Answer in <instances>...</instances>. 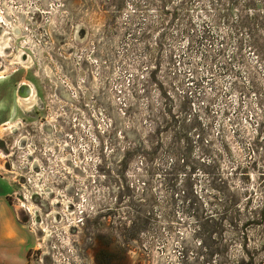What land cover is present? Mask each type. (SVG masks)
I'll return each mask as SVG.
<instances>
[{"label": "rangeland", "instance_id": "1", "mask_svg": "<svg viewBox=\"0 0 264 264\" xmlns=\"http://www.w3.org/2000/svg\"><path fill=\"white\" fill-rule=\"evenodd\" d=\"M0 36L28 264H264V0H0Z\"/></svg>", "mask_w": 264, "mask_h": 264}, {"label": "crops", "instance_id": "2", "mask_svg": "<svg viewBox=\"0 0 264 264\" xmlns=\"http://www.w3.org/2000/svg\"><path fill=\"white\" fill-rule=\"evenodd\" d=\"M7 182V185H0V264H28L33 240L11 203L12 182Z\"/></svg>", "mask_w": 264, "mask_h": 264}, {"label": "flooded vegetation", "instance_id": "3", "mask_svg": "<svg viewBox=\"0 0 264 264\" xmlns=\"http://www.w3.org/2000/svg\"><path fill=\"white\" fill-rule=\"evenodd\" d=\"M8 123L7 122H5V123H3L2 125H3V127L5 128V129H10L13 133L15 132L16 133V131L18 130V127L17 126H15V125H7ZM18 137L20 138V144H22V143H25L27 140H30V137H28V136H26V135H24L22 132H20L19 134H18ZM17 140H18V138H15V136L14 137H6V138H4V137H0V149L3 151V152H6V151H8V154H9V156L8 157H10V156H12V155H15L16 154V150H13L12 151V149L13 148H15L16 147V145H17ZM19 147H21V146H19ZM27 147V146H26ZM30 147V145L28 146V148ZM10 151V152H9ZM7 153V152H6ZM10 161V159L9 160H7L6 162L8 163Z\"/></svg>", "mask_w": 264, "mask_h": 264}, {"label": "bare ground", "instance_id": "4", "mask_svg": "<svg viewBox=\"0 0 264 264\" xmlns=\"http://www.w3.org/2000/svg\"><path fill=\"white\" fill-rule=\"evenodd\" d=\"M6 34V33H5ZM1 37V36H0ZM2 39V38H1ZM8 40V39H7ZM6 44L7 43H0V55L1 54H3L4 52H5V46H6ZM22 56V54L21 55H19L18 57L19 58H22L21 57ZM26 84V83H25ZM30 84V83H29ZM26 89H23V90H21V93H22V95H30V97L29 98H26V100H28V99H32V98H34L35 97V93H36V91H35V88L31 85V86H29L28 84H26Z\"/></svg>", "mask_w": 264, "mask_h": 264}, {"label": "trees", "instance_id": "5", "mask_svg": "<svg viewBox=\"0 0 264 264\" xmlns=\"http://www.w3.org/2000/svg\"><path fill=\"white\" fill-rule=\"evenodd\" d=\"M220 212L223 213V214H221L223 217H221L220 221H221V223L226 224V222L228 221V219H227L228 216L226 215L225 210H224V212L223 211H220ZM248 221L249 222H247V223H254V222H256V219H254V217H251L248 219Z\"/></svg>", "mask_w": 264, "mask_h": 264}]
</instances>
